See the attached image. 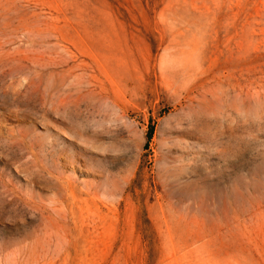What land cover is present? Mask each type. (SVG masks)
<instances>
[{
	"label": "rangeland",
	"instance_id": "obj_1",
	"mask_svg": "<svg viewBox=\"0 0 264 264\" xmlns=\"http://www.w3.org/2000/svg\"><path fill=\"white\" fill-rule=\"evenodd\" d=\"M0 264H264V0H0Z\"/></svg>",
	"mask_w": 264,
	"mask_h": 264
},
{
	"label": "trees",
	"instance_id": "obj_2",
	"mask_svg": "<svg viewBox=\"0 0 264 264\" xmlns=\"http://www.w3.org/2000/svg\"><path fill=\"white\" fill-rule=\"evenodd\" d=\"M149 137H152V135L150 134Z\"/></svg>",
	"mask_w": 264,
	"mask_h": 264
}]
</instances>
